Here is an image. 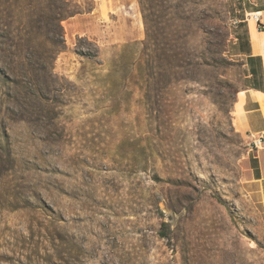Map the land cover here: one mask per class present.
<instances>
[{
	"label": "rangeland",
	"instance_id": "374dc122",
	"mask_svg": "<svg viewBox=\"0 0 264 264\" xmlns=\"http://www.w3.org/2000/svg\"><path fill=\"white\" fill-rule=\"evenodd\" d=\"M176 4L147 50L137 0H0V264H264L232 23L264 0Z\"/></svg>",
	"mask_w": 264,
	"mask_h": 264
},
{
	"label": "crops",
	"instance_id": "0c3cea01",
	"mask_svg": "<svg viewBox=\"0 0 264 264\" xmlns=\"http://www.w3.org/2000/svg\"><path fill=\"white\" fill-rule=\"evenodd\" d=\"M251 11H261L263 27L245 18V13ZM240 17L242 22L235 28L233 50L242 62L245 83L238 91L236 123L250 140L263 137L262 146L250 152L248 190L264 227V5L261 9L245 8Z\"/></svg>",
	"mask_w": 264,
	"mask_h": 264
},
{
	"label": "trees",
	"instance_id": "16d2710c",
	"mask_svg": "<svg viewBox=\"0 0 264 264\" xmlns=\"http://www.w3.org/2000/svg\"><path fill=\"white\" fill-rule=\"evenodd\" d=\"M137 3L140 7V11L142 13V17L144 20L145 24V31H146V36L145 39L142 41L144 44L145 48L147 50H150L152 46L158 45L160 43L164 44V50L168 47V45H172V41H174L176 38L171 37L172 35H176V32L179 33L178 31H173L171 30L172 26L174 25H184V24H178L177 21H184V18L182 16H178L177 13H180V8L176 4V0H137ZM256 8H262L260 6H256ZM93 8H86V9H81L77 8L74 9L70 12H67V14H62L58 18L59 26L61 28V35L63 36L62 30L63 26L61 24V21L63 19L69 18L71 16H75L77 14L85 13V12H90L92 11ZM186 9V7L184 8ZM183 10H181L182 12ZM244 17V16H243ZM240 19V22L238 25L241 24L242 18L238 17ZM161 19V20H160ZM161 22L164 23L165 26L159 28L157 26V23ZM175 21V22H173ZM177 23V24H175ZM237 25V26H238ZM183 35L185 37L187 36V30L186 27L181 26ZM178 35V34H177ZM64 48H59V51H62ZM149 56L150 54L147 53ZM53 58V56H51Z\"/></svg>",
	"mask_w": 264,
	"mask_h": 264
},
{
	"label": "built area",
	"instance_id": "2783aa9c",
	"mask_svg": "<svg viewBox=\"0 0 264 264\" xmlns=\"http://www.w3.org/2000/svg\"><path fill=\"white\" fill-rule=\"evenodd\" d=\"M261 17H262L261 11H251V12L245 13V18L246 19H252V20L256 21L259 24L260 27H263V25L261 24ZM239 22H240L239 18H235V19L232 20L233 25L236 26V27H237ZM262 144H263L262 135L254 137L249 142L250 150H254L256 148H259V147L262 146Z\"/></svg>",
	"mask_w": 264,
	"mask_h": 264
},
{
	"label": "bare ground",
	"instance_id": "6f19581e",
	"mask_svg": "<svg viewBox=\"0 0 264 264\" xmlns=\"http://www.w3.org/2000/svg\"><path fill=\"white\" fill-rule=\"evenodd\" d=\"M263 15V14H262Z\"/></svg>",
	"mask_w": 264,
	"mask_h": 264
}]
</instances>
